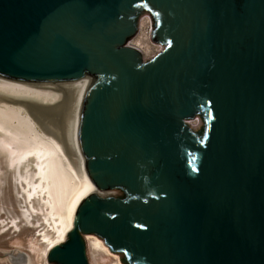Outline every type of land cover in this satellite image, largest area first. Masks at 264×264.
Here are the masks:
<instances>
[{
	"label": "water",
	"instance_id": "1",
	"mask_svg": "<svg viewBox=\"0 0 264 264\" xmlns=\"http://www.w3.org/2000/svg\"><path fill=\"white\" fill-rule=\"evenodd\" d=\"M141 8L164 47L140 64ZM0 73L93 77L88 174L148 197L86 196L48 264H89L85 235L120 264H264V0H0ZM199 110L204 139L182 123Z\"/></svg>",
	"mask_w": 264,
	"mask_h": 264
},
{
	"label": "bare ground",
	"instance_id": "2",
	"mask_svg": "<svg viewBox=\"0 0 264 264\" xmlns=\"http://www.w3.org/2000/svg\"><path fill=\"white\" fill-rule=\"evenodd\" d=\"M92 78L25 79L0 73V152L24 192L22 215L27 226L40 229L36 240L45 257L65 240L86 196L100 193L88 174L79 141L85 94L95 83ZM16 221L11 219L9 226L17 228ZM84 238L88 245L108 251L95 236ZM1 255L13 264L29 261L17 250Z\"/></svg>",
	"mask_w": 264,
	"mask_h": 264
},
{
	"label": "rangeland",
	"instance_id": "3",
	"mask_svg": "<svg viewBox=\"0 0 264 264\" xmlns=\"http://www.w3.org/2000/svg\"><path fill=\"white\" fill-rule=\"evenodd\" d=\"M138 31L128 41V45L137 48L142 53L143 60H148L156 55L163 47V44L155 43L150 38V18L144 14L139 17ZM193 130L201 127L202 121L197 117L187 120ZM7 157L0 152V264H13L6 260L1 253L20 251L26 254L29 261L26 264H48L43 253V245L36 239L40 229L35 225L27 226L22 215L26 202L24 192L16 184L11 166L7 165ZM99 194L111 196L110 190H100ZM19 191V193H17ZM37 206L36 202L33 203ZM37 218L39 214L36 215ZM15 218L18 227H10L9 221ZM36 217H33L35 221ZM35 224V222H34ZM93 236V235H91ZM85 258L89 264H120L117 255H114L101 247L88 245L85 238ZM105 251V252H104Z\"/></svg>",
	"mask_w": 264,
	"mask_h": 264
},
{
	"label": "flooded vegetation",
	"instance_id": "4",
	"mask_svg": "<svg viewBox=\"0 0 264 264\" xmlns=\"http://www.w3.org/2000/svg\"><path fill=\"white\" fill-rule=\"evenodd\" d=\"M143 11H147V13L149 14L148 17H150L153 21V24H155V17H154V14L149 11L148 9H144L142 11H140L137 15H135L134 17V22L135 24L137 25V18L138 16L143 12ZM154 28V27H153ZM151 59V58H150ZM150 59L148 60H143L141 59L140 57V64L143 63V62H146V61H149ZM189 119H192V118H185V120H182V123H184V126L187 127L190 131H194L191 126H189V122H187V120ZM200 130V129H199ZM198 130V131H199ZM201 131V130H200ZM196 132V131H195ZM107 158H111L110 155L107 156ZM109 189H117L119 190V194L116 195V196H108V195H101V198H113L119 202H122V203H126V204H129V203H132V202H135V201H138V200H141L143 202L147 201L148 197H144V196H139L138 194H135V193H131L129 192L126 187H123V186H111V187H102L100 190H109ZM98 193V192H97ZM99 194V193H98ZM105 242V240H104ZM106 243V242H105ZM113 251H117V252H120L122 254V258L124 260L125 263L127 264H133L132 261L129 260L128 256H127V253L124 252V251H118V250H113ZM56 263V262H55ZM57 264V263H56Z\"/></svg>",
	"mask_w": 264,
	"mask_h": 264
},
{
	"label": "trees",
	"instance_id": "5",
	"mask_svg": "<svg viewBox=\"0 0 264 264\" xmlns=\"http://www.w3.org/2000/svg\"><path fill=\"white\" fill-rule=\"evenodd\" d=\"M142 10H143V8H141ZM155 24L157 25L158 24V22L157 21H155ZM197 114H199V116H200V119H201V121H202V127L200 128V132L198 133V132H194V134H197V136L199 137V138H201V139H204V137H206V134H207V132H208V127H209V119H208V115L206 114V112L204 113L203 111H201V110H199L198 112H197Z\"/></svg>",
	"mask_w": 264,
	"mask_h": 264
}]
</instances>
